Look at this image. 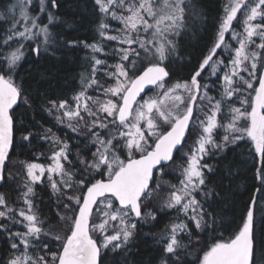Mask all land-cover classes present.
I'll list each match as a JSON object with an SVG mask.
<instances>
[{"label":"snow or ice","instance_id":"6c2138e0","mask_svg":"<svg viewBox=\"0 0 264 264\" xmlns=\"http://www.w3.org/2000/svg\"><path fill=\"white\" fill-rule=\"evenodd\" d=\"M94 5L100 39L92 43L53 33L60 23L59 0L0 5V184L13 179L12 155L24 142L46 141L49 153L35 159L50 161L19 162L23 208L10 206L0 193V234L8 245L0 250V264H106V251H128L138 222L156 221L152 202L166 185L162 207L174 210L176 218L157 240L158 264H264V0H226L207 54L188 79L175 81L171 61L179 58L181 38L206 19L198 0H94ZM106 41L118 46L106 52ZM54 46L90 50L74 103L46 100L48 114L84 138L75 150L52 127L40 125L37 134L20 119V106L32 104L17 82V69L27 51L54 55ZM100 54L117 62L109 64ZM98 74L107 78L104 84ZM88 89L101 95H89ZM242 143L254 186L239 222L225 236L209 174L219 164L223 175H231L227 153ZM177 155L183 161L178 183H161L157 177ZM217 157V163L209 162ZM40 184L66 210L56 213L60 230L35 202Z\"/></svg>","mask_w":264,"mask_h":264},{"label":"trees","instance_id":"16d2710c","mask_svg":"<svg viewBox=\"0 0 264 264\" xmlns=\"http://www.w3.org/2000/svg\"><path fill=\"white\" fill-rule=\"evenodd\" d=\"M8 0H0V5L7 3ZM15 2V0H12ZM36 0H34V3ZM201 11L205 16L203 24L193 27L186 35L181 38L179 58H173L171 61L172 80L188 79L191 70L198 64L204 55L207 54L211 47L219 23L224 16V4L226 0H198ZM60 7L56 9V13L60 18V23L52 29L54 34H59L58 38H76L88 43L99 40L97 33V25L100 19L94 0H59ZM2 10V9H0ZM239 18V14H238ZM2 23V22H0ZM8 25H3L7 27ZM234 26L235 22H234ZM237 30H241L236 26ZM3 36V28H0V39ZM230 39L226 35V40ZM232 46H237L235 41H231ZM117 45L114 41L105 42V51L111 52ZM55 54H44L36 57L30 50L26 52L25 59L21 62L17 69L16 79L26 90L32 107L20 106V119L34 132L39 134L40 125L44 127H52L53 131L65 138L73 145L83 137H78L76 133L71 132L63 124L57 123L55 114L49 115L45 110L47 107L46 100L66 99L72 103L73 97L81 90V74H86L88 69V59L90 50L84 48H64L55 47ZM229 53L224 52L227 56ZM101 59H108L109 64L117 62V57H105L100 54ZM101 83L106 82V77L98 74ZM215 80V77L210 84ZM110 84L111 81L107 80ZM155 89H153L154 91ZM96 91L88 89V93ZM151 93V92H150ZM217 95L216 89L210 93ZM19 139V135L17 136ZM194 137L188 138V144H192ZM186 149V148H185ZM94 150V149H93ZM49 153V145L46 141L39 138L33 139L31 144L24 142V146L17 148L12 155L13 164L9 171L13 175V179L2 184L0 193H4L9 200L10 206L14 208H23L24 204L20 199V194L25 190L23 188L24 169L19 163L20 161H32L38 153ZM229 161L232 162V174L223 175L222 167L217 164V173L209 174L212 180V187H215L218 196L214 197L215 203L213 207L216 209L218 222L225 227L220 231H224L225 236L235 227V222H239L245 204L252 194L251 189L254 186L252 178L251 164L246 162L249 157L243 147L236 148L235 151L227 153ZM180 159L177 155L175 163ZM216 159H209L210 163H217ZM35 162L49 163L44 157L35 159ZM174 163V164H175ZM172 162L168 166L174 165ZM161 178V179H160ZM180 176L173 174L171 171L165 173L162 177H157L162 183L169 182L177 184ZM258 186V182H255ZM167 185L161 190L159 195L153 200L152 211L156 213V221L149 220L147 223L138 222V230L133 241L128 245V251L117 250L115 252L106 251V264H158L162 250V245L157 243L160 236L163 235L167 225L172 223L176 218L174 210L162 207L167 194ZM37 196L35 202L40 210L42 217L50 221L55 230L63 228V223L59 221L56 215L57 211L63 214L66 210L58 208L56 197L52 195V190L45 184L36 186ZM257 220H260V214L257 213ZM178 222V221H177ZM19 230H24L17 226ZM201 241L204 235L200 236ZM8 247L5 238L0 234V250H6ZM2 255V253H0ZM193 257H189L192 259Z\"/></svg>","mask_w":264,"mask_h":264},{"label":"rangeland","instance_id":"374dc122","mask_svg":"<svg viewBox=\"0 0 264 264\" xmlns=\"http://www.w3.org/2000/svg\"><path fill=\"white\" fill-rule=\"evenodd\" d=\"M43 18V17H42ZM112 24L114 26H118V22H115V21H112ZM114 34V33H113ZM114 43L117 45V42L114 41ZM118 46V45H117ZM112 83V81H111ZM155 91V90H154ZM89 94V93H88ZM152 93H149V95H151ZM89 95H92V96H97V95H101L100 92L98 91H93L91 92ZM72 103H74V101H72ZM70 103V104H72ZM191 145V143L189 144ZM185 151H188V149L186 148ZM40 163H44V162H40ZM183 163V161L181 159H179L172 167H168L167 169H165V173L167 172H172L173 174H176V175H179L180 176V172H181V169L179 167V165H181ZM47 164V163H45ZM161 179V178H160ZM160 182L162 183V181L160 180ZM113 223H116V222H113ZM111 234V232L109 233Z\"/></svg>","mask_w":264,"mask_h":264},{"label":"water","instance_id":"95a60500","mask_svg":"<svg viewBox=\"0 0 264 264\" xmlns=\"http://www.w3.org/2000/svg\"><path fill=\"white\" fill-rule=\"evenodd\" d=\"M169 163V162H168ZM2 184H0V188H1Z\"/></svg>","mask_w":264,"mask_h":264}]
</instances>
